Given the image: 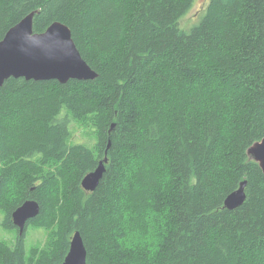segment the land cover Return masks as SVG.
<instances>
[{
  "label": "trees",
  "instance_id": "trees-1",
  "mask_svg": "<svg viewBox=\"0 0 264 264\" xmlns=\"http://www.w3.org/2000/svg\"><path fill=\"white\" fill-rule=\"evenodd\" d=\"M0 0V40L30 12L66 24L92 80L0 87V264H61L79 231L87 264H264V0ZM92 144L71 141V123ZM106 158L93 191L83 177ZM246 181L244 202L224 207ZM36 200L24 244L11 213Z\"/></svg>",
  "mask_w": 264,
  "mask_h": 264
},
{
  "label": "water",
  "instance_id": "water-1",
  "mask_svg": "<svg viewBox=\"0 0 264 264\" xmlns=\"http://www.w3.org/2000/svg\"><path fill=\"white\" fill-rule=\"evenodd\" d=\"M30 12L12 25L0 40V87L10 77L26 80H57L65 83L70 79L92 80L97 73L87 64L78 51L70 28L54 21L42 32H34ZM247 154L256 161L264 174V137L253 143ZM107 159L88 172L81 181L86 191L98 186L105 172ZM246 181L227 195L224 207L235 209L244 202ZM40 206L36 200L28 199L19 205L11 218L18 233L22 234L27 222L38 215ZM61 264H87V251L79 231L71 236L69 250Z\"/></svg>",
  "mask_w": 264,
  "mask_h": 264
},
{
  "label": "rangeland",
  "instance_id": "rangeland-1",
  "mask_svg": "<svg viewBox=\"0 0 264 264\" xmlns=\"http://www.w3.org/2000/svg\"><path fill=\"white\" fill-rule=\"evenodd\" d=\"M208 1L209 0L193 1L190 10L182 19L179 20V27L181 30H188L191 26L199 22L205 11ZM70 127L72 142L86 143L88 145H91L93 143V136L89 130L85 129L83 126L75 122H72ZM1 219L2 216L0 215V241L5 240L7 242H11L14 239L15 233L4 230L1 227ZM24 237L25 248L28 250L33 245L43 243L46 239V232L43 229H34L27 225Z\"/></svg>",
  "mask_w": 264,
  "mask_h": 264
}]
</instances>
